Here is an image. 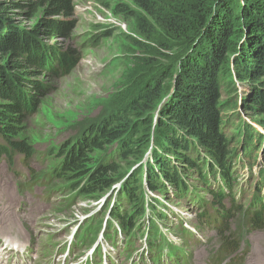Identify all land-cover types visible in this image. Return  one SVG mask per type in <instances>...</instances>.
I'll return each instance as SVG.
<instances>
[{"label": "rangeland", "instance_id": "1", "mask_svg": "<svg viewBox=\"0 0 264 264\" xmlns=\"http://www.w3.org/2000/svg\"><path fill=\"white\" fill-rule=\"evenodd\" d=\"M143 1L153 4L154 8L147 10L140 5L142 0H74L71 16L47 17L69 24V37L55 39L41 32L34 38L41 48L51 49L54 57V60L45 64L47 68L36 66L32 70L28 69V76L20 85L23 91L25 86L36 87L41 91L37 94L34 90L31 92L36 112L26 121L25 137L34 142L35 155L28 160V165H24L23 157L19 156L13 166L5 162L6 157L0 159V227L6 234H27V241L33 244L35 251L24 256L25 264H48L55 250L62 249L72 235L83 232L90 223L100 224L103 230H107L110 224H118L111 220L113 209L118 202L122 184L129 176L123 175L128 168L121 164L122 161L119 162L122 173L116 177L117 181L122 180L100 199L88 201L78 194L73 196L69 184L49 179L56 162L55 156L50 155L49 151H56L65 141L76 138L84 131L107 126L115 120L131 126L129 130L133 126L138 127L133 130L131 137L136 138V130L153 133L154 127H149L139 114L132 112L136 102H131V99L140 95L142 82L150 75L157 76L166 92L170 91L179 73V65L184 57L186 59L195 52V47L188 46L184 36L166 34L155 21V15L160 11L161 14L165 13L163 10L169 0ZM178 2L191 9L198 6V0ZM3 3H0L4 5L3 9H7L0 11V16L9 19L15 28L26 33L32 32L45 17L44 14L31 13L28 9H17L11 0ZM234 13L236 15L237 11ZM55 51L66 60L62 67L68 68L59 70L53 64L57 61ZM67 54L72 55L73 61L65 58ZM237 55L230 54V63L221 73L223 126L227 124L225 133L231 140L232 150L249 147L245 132L239 139H232L231 132L235 127L242 129L244 124L250 125L264 135V127L260 125L264 124V108L256 105L252 99L257 90L264 91V72L244 74L235 61ZM10 63V55L0 54V66L10 67L7 73L13 79H17L19 73L23 78L24 71L15 69ZM162 68L167 69L170 78H164ZM153 105L156 108L152 113L154 116L159 106L157 103ZM140 106L141 103L137 108L140 109ZM254 137L252 161H248V166L237 165V182L233 189L235 199L230 201L234 204L236 199L241 198L239 207L242 209V212L229 211L231 214L228 216L232 221L229 234L232 233L233 240H236L235 250L238 248L231 255L236 258L232 264H264V227L258 229L250 221L253 203L256 199L264 200V146L261 154L259 136L255 134ZM159 144L156 141V146ZM142 154L136 152L135 156L139 158ZM91 157L99 162L102 154L93 153ZM188 177L189 191L198 194L201 200V205L197 207L191 202H181L169 192L151 195L146 188L144 174H141V185L146 195L161 199L165 213L173 215L175 212L180 215L181 222H187L196 231L189 226H179L172 217L152 222L147 218H139L135 222L139 225L135 243L138 248L146 243L149 245L146 231L156 224L170 241L190 251L194 264H230V254L218 253L220 241L217 232L201 224L205 214H213V203L217 202L199 182L200 178L190 174ZM6 204H10L11 208ZM203 209L205 213L199 218ZM220 228L222 231L223 226ZM186 232H190L193 238H186ZM101 237L102 234L93 243L90 236L85 240L90 243L79 247L90 251L96 245L103 244L106 249L114 251L113 244ZM190 243L193 250L189 247ZM45 253H48V257ZM16 258L18 255H13L10 262ZM113 258L122 261L117 252L113 253ZM58 259L61 260V257Z\"/></svg>", "mask_w": 264, "mask_h": 264}, {"label": "trees", "instance_id": "2", "mask_svg": "<svg viewBox=\"0 0 264 264\" xmlns=\"http://www.w3.org/2000/svg\"><path fill=\"white\" fill-rule=\"evenodd\" d=\"M3 1L0 3L4 4ZM73 1L11 0L17 9L44 14L45 17L30 33L15 28L13 22L0 16V54L10 55V65L24 71L23 78L19 73L18 78L13 79L7 73L11 68L0 66V157H6L10 165L14 164L17 155L23 157L26 165L35 155L34 142L25 137L26 121L36 112L35 102L31 101L34 97L30 94L33 90L35 94L41 91L29 86H25L23 91L20 85L25 82L28 69L36 66L47 68L45 64L54 60L51 49L41 48L34 38L41 32L55 39L69 37V24L47 17L71 16ZM1 4L0 11L7 9H3ZM140 5L147 10L154 8L153 4L143 0ZM165 5V13L160 11L154 16L155 21L166 34L186 37L188 46H194L195 52L186 59L184 57L179 65L173 94L166 102L163 101L170 91L166 92L158 77L151 75L142 82L140 98L136 95L131 99V102H136L132 112L139 114L149 127L153 126V133L136 130V138L131 137L137 126L129 130L131 126L119 120L91 128L74 139H68L56 151H49L57 161L49 175L69 184V191L75 195L85 200H98L122 180L117 181L116 178L122 173L121 164L127 167L123 175L129 176L118 193L112 218L118 222V228L131 237L137 229V219L146 215L159 220L168 218L159 209L160 202L147 198L141 185V174H144L147 190L152 193L169 192L181 202L201 204L199 196L189 191L188 174L194 175L200 178L199 182L217 202L213 203L214 213L210 220L215 225L218 217V221L223 223V230H217L221 247L232 255L238 248L235 250L236 240H233L232 233L229 234L231 219L228 216L231 213L226 212L224 201L234 197L237 165L248 166V161H252L251 147L255 134L260 139L261 153L264 135L250 125L244 124V130L235 127L231 132L232 139H239L245 132L249 147L232 150L231 140L225 133L227 124L223 126L221 73L230 63V54L234 56L237 53L235 61L244 74L264 72V0H198L196 9L183 6L178 0H169ZM56 55L57 61L53 64L59 70L68 68L62 67L66 63L63 55ZM65 58L73 61L71 54ZM161 71L165 79L171 77L167 69L162 68ZM252 99L264 108V91L257 90ZM139 103L140 109L137 108ZM154 103L159 106L155 115L160 113L156 119L152 114L156 109ZM260 125L264 127V124ZM156 141L160 143L158 146ZM136 152L143 154L138 158ZM93 153L102 154L99 162L91 157ZM91 176L94 177L89 181ZM236 202L230 211L241 209ZM254 207L258 210L252 212L250 221L252 226L262 229L264 206L259 201ZM204 213L201 211L199 218ZM88 228L98 233L101 225ZM157 231V226H154L150 232L155 235Z\"/></svg>", "mask_w": 264, "mask_h": 264}, {"label": "water", "instance_id": "3", "mask_svg": "<svg viewBox=\"0 0 264 264\" xmlns=\"http://www.w3.org/2000/svg\"><path fill=\"white\" fill-rule=\"evenodd\" d=\"M173 91H174V88H171L170 92H169L168 95L165 97V99H164L163 102H166V101L171 97V95L173 94Z\"/></svg>", "mask_w": 264, "mask_h": 264}, {"label": "bare ground", "instance_id": "4", "mask_svg": "<svg viewBox=\"0 0 264 264\" xmlns=\"http://www.w3.org/2000/svg\"><path fill=\"white\" fill-rule=\"evenodd\" d=\"M10 204H12V203H10ZM10 204H8L10 207L9 208H11V205ZM7 205V206H8ZM9 219V218H8ZM48 262V261H47ZM49 264V263H48ZM51 264H54V263H51ZM256 264H259V263H256ZM260 264H263V263H260Z\"/></svg>", "mask_w": 264, "mask_h": 264}]
</instances>
